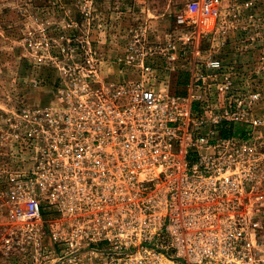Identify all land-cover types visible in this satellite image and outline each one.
Wrapping results in <instances>:
<instances>
[{
    "label": "built area",
    "instance_id": "1",
    "mask_svg": "<svg viewBox=\"0 0 264 264\" xmlns=\"http://www.w3.org/2000/svg\"><path fill=\"white\" fill-rule=\"evenodd\" d=\"M228 13L188 0L172 36L129 26L113 56L87 39L29 43L39 96L3 107L4 255L264 264V17ZM158 60H182L183 92L157 84Z\"/></svg>",
    "mask_w": 264,
    "mask_h": 264
},
{
    "label": "rangeland",
    "instance_id": "2",
    "mask_svg": "<svg viewBox=\"0 0 264 264\" xmlns=\"http://www.w3.org/2000/svg\"><path fill=\"white\" fill-rule=\"evenodd\" d=\"M187 1L0 0V264H16L15 256L3 254L4 225L8 218L3 202V107L39 94L28 84L36 73L29 43L46 34L52 38L87 39L108 56H113L121 50L115 45L121 46L125 40L124 29L129 26L148 27L151 40L155 42L172 36L176 29L174 13ZM220 1L223 13L224 9L226 13L231 12L225 24H251L253 19L264 17V0ZM228 40L234 43L231 45L233 52L239 54L236 35ZM246 55L249 56L239 57L244 59ZM152 64L157 72V84L164 80V86L170 91L181 93L185 90L189 75L181 69L184 66L182 60L175 62L173 70L167 69L159 60Z\"/></svg>",
    "mask_w": 264,
    "mask_h": 264
}]
</instances>
